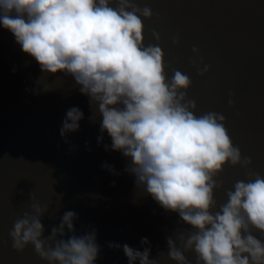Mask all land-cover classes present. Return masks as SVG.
<instances>
[{"label": "water", "instance_id": "1", "mask_svg": "<svg viewBox=\"0 0 264 264\" xmlns=\"http://www.w3.org/2000/svg\"><path fill=\"white\" fill-rule=\"evenodd\" d=\"M135 2L154 13L151 19L141 17L144 45L162 48L169 82L175 70L189 76L187 95L197 104L195 115L223 114L233 144L252 160L247 168L229 162L214 177L221 185L214 190V214L227 203L235 182L254 179L249 173L264 176V0ZM117 3L110 0L114 8ZM153 31L160 34L159 41ZM175 36L179 44L173 43ZM205 64L211 68L201 76ZM72 107L84 119L65 138L60 129ZM101 121L98 106L79 91L73 77L43 73L0 24V264H49L32 245L17 252L9 236L14 222L32 212L31 191L35 202L49 207L42 218L45 238L66 211L78 214L75 235L96 230L100 253L95 264H129L123 249L109 243L139 251L150 247V259L177 264L167 255V237L196 230L136 186L134 175L125 171L129 158L111 149L107 132L102 142L98 139ZM252 234L264 241L258 230ZM145 237L150 243H141ZM185 255L196 264L194 252Z\"/></svg>", "mask_w": 264, "mask_h": 264}, {"label": "clouds", "instance_id": "2", "mask_svg": "<svg viewBox=\"0 0 264 264\" xmlns=\"http://www.w3.org/2000/svg\"><path fill=\"white\" fill-rule=\"evenodd\" d=\"M153 15L135 0H118L115 8L110 0H0V24L24 53L43 73L73 77L79 91L98 106V139L102 142L107 132L111 149L129 158L125 171L134 175L136 186L196 230L167 237L168 257L190 264L185 253L194 252L196 264H264V241L252 234L253 228L264 234V176L249 173L254 179L235 182L227 203L213 214L214 190L221 187L214 177L229 162L247 168L252 160L233 144L223 114L195 115L197 104L187 95L189 76L175 70L169 82L162 48L144 45L141 17ZM152 34L160 40L158 32ZM173 43H180L179 36ZM210 68L205 64L199 75ZM82 119L78 107L70 108L61 136L78 131ZM29 197L32 212L14 222L12 247L23 252L32 245L49 264H95L100 253L96 230L75 235L78 214L66 211L45 238L42 218L49 207L35 202L32 191ZM141 243L150 242L145 237ZM108 246L122 248L129 264H158L150 259V247Z\"/></svg>", "mask_w": 264, "mask_h": 264}]
</instances>
